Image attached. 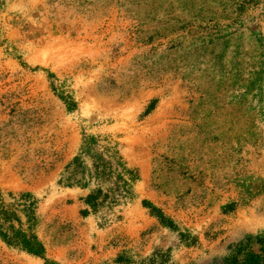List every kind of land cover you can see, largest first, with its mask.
<instances>
[{
    "label": "rangeland",
    "instance_id": "374dc122",
    "mask_svg": "<svg viewBox=\"0 0 264 264\" xmlns=\"http://www.w3.org/2000/svg\"><path fill=\"white\" fill-rule=\"evenodd\" d=\"M22 192L60 264L260 253L264 0H0V198ZM0 264L43 259L0 237Z\"/></svg>",
    "mask_w": 264,
    "mask_h": 264
},
{
    "label": "trees",
    "instance_id": "16d2710c",
    "mask_svg": "<svg viewBox=\"0 0 264 264\" xmlns=\"http://www.w3.org/2000/svg\"><path fill=\"white\" fill-rule=\"evenodd\" d=\"M89 196L86 197V200ZM18 212L25 216L26 227H22ZM34 215V202L27 192L19 193L12 203L3 204L0 198V237L28 254L43 259V264H60L44 257V247L33 231L30 221ZM260 242V253L248 252L237 264H264V235Z\"/></svg>",
    "mask_w": 264,
    "mask_h": 264
}]
</instances>
